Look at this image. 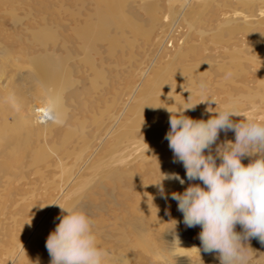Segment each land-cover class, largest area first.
<instances>
[{
	"label": "bare ground",
	"instance_id": "obj_1",
	"mask_svg": "<svg viewBox=\"0 0 264 264\" xmlns=\"http://www.w3.org/2000/svg\"><path fill=\"white\" fill-rule=\"evenodd\" d=\"M73 1L75 6L68 3H62L57 12L49 14V18L47 17V22L45 25H38L37 28H29V26L24 25V29H26V31H28L31 35L29 41L34 45L36 44V46L38 45V48L36 49L37 51L34 49L35 51L29 55L30 61L32 63V68L30 71H28L27 78L30 77L35 80L36 84L40 85L41 89L38 88L36 90L35 99H33V102H31L26 97L20 99V103L26 106L28 108L27 110L32 112L36 117L34 127L29 131L28 136H26L28 138L24 139V143L21 146L22 149L27 150L25 146H28L29 142L31 144V136H37L36 138L39 140V142L37 140V146L39 148H36L34 146L29 150V152L31 153L30 161L32 160L35 163L32 165L37 167L36 170L39 174L38 176L40 177V180L35 179L38 182L34 185V187H36L38 183H40L39 181H41L42 183H44L43 189L45 188V195L49 185H55L54 190L56 193H53L54 195L40 197L39 201L36 203L38 204L37 206L34 205L35 202L34 204H31V206H29V214H27L28 216L25 214L27 216L26 223L20 227L17 233L20 236H12L14 237L12 238V245L10 247L4 248L6 261H1V264H20L25 260H28V262H30L29 256L31 254V245L33 241L38 239V237L40 238V236L44 232H47L49 235L60 222L56 219L58 215H61L60 207L55 205L57 203L63 204L66 207H76L84 211L92 222V230L94 234L96 236H102L105 239L110 238L114 242V247L115 245H117V247H120H113L112 249H108L107 244L102 248L106 253H109L111 255H109L110 264H114L115 259H117L116 256H119L120 254L121 255L119 256V258L122 263L127 261L129 254L125 256V254H127L128 252L127 250H124L123 247L131 246V244L134 242L132 241L133 238L137 239L139 241L138 244L140 245V247L143 246L144 248L149 244L148 240H150V236L152 235L157 234L158 236H160L159 239L161 238V236L163 237L162 239H164V233H158L156 231H160L161 227L163 229L164 224L160 221H164L168 217V213L165 212L167 209L160 212L161 217H158L159 215H156L157 217L149 218L146 214V210L150 208H154V210L157 206L166 208L165 206L167 202V193L161 191V187L163 189L168 188V190L173 192L183 193L190 184L201 183L198 180L189 181L186 174L185 177H183V172H179L181 169V167H178L180 165V162H174L173 152L169 148V143L165 139V136L170 129L169 117L171 113L168 111V109L172 110L173 112H176L177 110L173 107H166L168 105H173V102H176L175 104L177 105H182L179 102H183V98L185 101V98L189 92L199 94L203 93V89L205 88V86L206 88L207 86L208 88H210L209 86H212L213 82L215 81H217V85L223 87L226 86L224 85L225 81H227L228 84L232 85L225 87L227 89L226 91H228L227 95L230 96V101H233V104L235 105L237 110H242L240 111L241 116L245 115L248 118L254 120L257 119L255 118V115L259 111V107L256 106V110H253L250 107L248 108L251 110L249 111L250 113H243L244 109H246L247 107H245V104L239 103L241 99H246V101H248L252 106H254L255 103V99L253 98L254 96L256 97L257 95H259L261 99H264V73L260 75L258 74V80L256 82L254 80V82L257 84H255V86H251L246 81V79L249 77L248 68L242 65L241 62H237L235 60L238 58L237 56L239 55V53H241V59L244 56L246 62L257 66L259 64V61L257 60V58H253V51H255L256 49L255 46L248 45L243 48H234L233 50H227L226 57L229 56V58L231 59L234 58L233 62L235 63H233L232 66L214 64L217 70H219L220 72H224L226 76H219L213 73V64H211L210 62H214V57L208 59L209 65L207 64L206 67L201 65L200 62L199 64H196L190 70V72L192 71L193 75L187 76V68H182L181 65L179 68V66H176L174 64H176L177 61L186 58L190 52H194L195 54L197 41L195 39H192V41H190L192 37L188 34V36L191 38L189 39L187 36L184 39L185 44L188 43L186 49H182L181 46H178L177 48L175 47V54H170L172 56L169 55V59H166L167 61L164 63V65L159 64L158 62L159 54L153 53L154 56L151 58V61L147 65V68L141 69L139 78L136 80L138 81V83H136L135 85H131V92L127 93L125 96L117 97L124 109L122 113L115 114L111 112L108 120L98 121V123L95 125V133L92 134V136L88 135L86 131L83 130V132L81 133L82 137H79V139H77L78 141L81 140V144L79 146L81 148H79L80 151H73L71 149L73 147L67 146L65 153H59V149L63 147V145H67L66 143H69L68 138L70 136V133L75 132V130L73 131V128L68 130V134L66 133V130V137L64 136L65 139L61 137L62 140H64L61 144L49 141V143L43 142L40 139L42 136L52 135L53 133H55L56 129L61 126L65 118H68L69 116L66 113L64 106H62V103L65 101L61 102L62 100L60 99L59 86H61V84H64L65 86L66 83L68 84L71 82L72 78L69 72L71 70L72 63H75L76 65L88 63L93 67L95 65L93 53L96 52L97 55L100 54V48L102 47L101 42L103 41H106L108 43L107 46L111 53L114 52L116 48L119 47L120 39L118 35L122 29H140V26L138 24L139 21L135 16L136 14H143L144 17H146V20L144 21L148 22L149 27H145L146 29L144 30L143 34L147 35L145 37L149 38V35L158 26H160L162 13L161 10L163 11V6H161L162 0ZM221 1H219L218 3L220 4ZM226 1L228 0H225V4L223 3L224 7H226L225 5H227V7L230 6ZM255 1L257 2L258 0ZM165 2L167 3L169 14H173L175 18L180 20L182 18L184 20L186 19L187 22L190 23V25L194 26V24H197V20H199L198 16L201 15L207 7H211L215 0H166ZM238 2H240V5H244L246 10L236 7L231 11H225L223 16L224 19L218 20L217 25L211 24L208 30L199 28L197 29V32L200 35L203 33L210 34V38H212L214 42H218L224 40V36L226 33L231 34L237 30L239 31V29L250 32L254 28H262L264 26V16H261L260 13L255 12L253 0H238ZM257 4L255 3V5ZM217 6L220 8L219 5ZM260 9L261 7L258 10ZM216 16L217 15H215V18L218 19L219 15L218 17ZM177 19H175L176 21L170 23L171 27L169 26L170 28L168 29L172 31H160L161 34L154 42V45L157 44L158 46H160L159 51H164L167 50L168 47H173V29L177 25H179ZM17 20L20 22L22 19L20 20L19 18ZM34 24H36V22ZM61 29L63 30V32H65V34L62 32L60 33ZM114 30L116 31L115 34H113ZM193 30L194 29H192V31ZM204 37L202 38L204 39ZM258 38L264 41L263 36H259ZM70 46H77V50L76 48V51L70 50ZM32 47L35 46L32 45ZM257 51L261 52V55L259 57L262 56V58L264 59V46L257 49ZM161 68L164 71H175L180 74H167V76H163L162 72L160 71ZM200 76H205V79L207 81L206 85L198 82L196 77ZM219 77H221V79H218ZM236 78H240V80H237ZM222 79H224V81ZM220 80H222L223 82H220ZM162 82L163 85L160 86ZM168 82L170 83V86L166 87V84ZM62 89L65 88L62 87ZM235 90H238L239 92H236ZM233 91L238 94V98L233 97V95L235 94ZM54 99L59 100V118L55 121L49 119V116L52 114L50 113L49 108ZM202 99H204V94ZM133 101L138 103V105H131ZM190 104L195 105V103L192 101H190ZM179 107L180 106H178L177 108L179 109ZM154 108L161 109L163 113L161 115V118H159L158 120L149 122L145 116V112H148L149 110ZM199 109L197 106H195L191 111L188 110L190 117L193 119L207 120L212 115H210V113L204 114V112L200 111ZM126 111L138 112V121H134L135 117L128 118L127 120H130L125 121L123 117ZM259 112L262 113L264 111ZM184 114L188 116V113ZM23 118L27 119L26 116H23ZM232 118L237 119L238 121L241 119V117ZM85 122L86 120L83 121L84 126ZM0 135L4 136L1 133ZM1 136L0 156L4 155L8 157V154H12L14 152L13 148L10 149V147L12 146L14 147V149H16L19 141H13L14 143H11V141H8V139L6 140L5 138H1ZM60 136L61 135H59V138ZM5 146L10 147L7 148ZM9 149L13 151H10ZM74 152L78 153L79 157L77 156V161L71 163L70 165L68 159ZM143 156H147L148 161L145 165H141V167L144 166L142 167L143 169L139 166L141 168V171L146 170L147 167H149L154 170L158 169L159 171H161L160 173L163 174L178 173L179 176L185 180V183L181 184L179 180L174 179H168L167 181L163 182L161 179L159 180V178H156L154 179L153 183H159L160 181L161 182L149 188L146 186L149 183V177H147L146 180L145 178L143 179L146 183L144 184V187L136 185L138 183L137 180H139L138 174L141 171H134L133 164L135 163L134 161H139V158ZM50 158L51 160H49ZM250 160V157H246L242 160V162L247 165ZM22 161V163L24 164V160ZM41 162L46 163V168H42L40 166ZM219 162L220 161L217 160V163ZM22 170L23 168L16 167L13 171V174L8 170L7 166L1 165L0 179L2 184L4 186H7L11 182H13L14 177H17V183H19L21 178H18V175H20L19 173ZM21 175H23L20 176L22 177V179L28 178V175L26 176V174L22 173ZM38 176L36 175V177ZM26 183L29 184L30 182L27 181ZM135 186L136 191L132 192L131 190H133L132 188H134ZM36 188L38 190V187ZM33 191V194H30L31 197L34 196L36 189L34 188ZM100 192L109 193V196L113 201L111 199H108L101 200V202H96L94 199H92V196L94 197L95 195H99ZM25 197L26 195L22 196V198ZM35 199L34 201H36ZM155 199H158L159 201H156ZM108 203H110L112 206H109ZM149 204H151V207L149 206ZM186 229H176L175 232L173 231L174 233H176H173L175 235V239L176 237L189 236V234L185 232ZM235 230L237 232L243 231L242 227L238 228L237 226ZM255 241L259 240L257 238H252L250 243L244 241V243L250 245L253 250L250 252V254L253 253L257 255H264V245L263 247H258V245L255 246ZM111 243L112 242H110V244ZM118 249H122L119 255L118 253H116ZM103 264H105V262H103Z\"/></svg>",
	"mask_w": 264,
	"mask_h": 264
},
{
	"label": "rangeland",
	"instance_id": "obj_2",
	"mask_svg": "<svg viewBox=\"0 0 264 264\" xmlns=\"http://www.w3.org/2000/svg\"><path fill=\"white\" fill-rule=\"evenodd\" d=\"M165 1L166 0H162L161 2V6H163V11L161 10L162 12L161 24L149 35V38L145 37L147 35L143 34L144 30L146 29L145 27H149L148 22L144 21L146 20L145 19L146 17H144L143 14H136L135 16L139 21L138 24L140 26V29L137 28L135 29L136 31L133 30L132 28L122 29L118 35L120 39L119 47H117L114 52L111 53V51L108 49L107 46L108 43L106 41H103L101 42L102 47L100 48V54L97 55L96 52L93 53L95 59V65L93 67L88 63H83L81 65H76L75 63H72L71 70L69 72L72 78L71 82L68 84L66 83L65 86L64 84H61V86H59L60 99L62 100L61 102L65 101L62 103V106H64L66 113L69 116L67 115L68 118L67 117L65 118L61 126L58 128L59 130L56 129V132L52 134L53 136L52 135L42 136L43 138L41 137L40 140H42L43 142L49 141V142H57L61 144L64 141L62 140V138L65 139L66 137L65 134L66 130H67L66 133L68 134V130L73 128V131L75 130V132L70 133V136L68 138L69 143H66L67 145H63V147L59 149L60 150L59 153L61 154L65 153L67 146L73 147L71 148L73 151L74 150L76 152L80 151L81 148L79 146L81 144L80 142L81 140L78 141L77 139H79V137H82L81 133L83 132V130H85L88 135L92 136V134L95 133V125L98 123V121L108 120L111 112L115 114H119L123 112L124 110L123 106L120 104L119 99H117V97L125 96L127 93L131 92V87H132L131 85H135L136 83H138V81L136 80L139 78L141 69L147 68V65L151 61V58L154 56L153 53L159 54L158 62L159 64L164 65V63L167 61L166 59H169V55L175 54V50H176L175 47L177 48L178 46H181L182 49H186L188 43L185 44L184 39L188 36V34L191 35L192 37L191 38L188 36L189 39L191 38L190 41H192V39L193 40L195 39L197 41L196 42L198 48V49L196 48L197 53L196 50H195V54L194 52H190L189 53L190 56L188 55L187 56L188 58L186 57L187 59L186 58L181 59L177 61V63L175 62L176 64H174L176 66H179V68L180 65L182 68L184 67L187 68L188 69L186 74L187 76L193 75L192 71L190 72V70L196 64H199L200 62L201 65L206 67L208 64V59L213 57H214L213 58L214 62H210L211 64H213V69H214L213 73L219 76H226L224 72H220L219 70H217L214 64H223L225 66L228 65L232 66L233 63H235L233 62L234 58L231 59L229 58V56L226 57L227 50L228 49L233 50L234 48H243L248 45H253L256 48L255 51H253V55H254L253 58L255 59L257 58V60L259 61V64L257 66H254L246 62L244 56L241 59L242 56L241 53H239V55L237 56L238 58L235 60L237 62H241L242 65L248 68L249 77L246 79L248 84H250L251 86H255V84H257L255 83L258 80L257 75L264 73V59L262 58V56L259 57L261 55V52L257 51V49L264 46V41L258 38L259 36L264 37V26L260 29L254 28L250 32H246L239 29V31L237 30L231 34L226 33L224 36V40L218 42H214L213 39L210 38L211 37L209 36L210 34L203 33L200 35L197 32V29L199 28L208 30L211 24L217 25L218 20L224 19L223 16L225 11H231L233 8L236 7L246 10L244 5L242 4L240 5V2H238V0H228L226 2L229 3L231 8L230 6L227 7V5H225L227 7L226 8L224 7L225 0L222 1L215 0V2L211 7L209 8L207 7L202 12V14L198 16L199 20H197L196 22L197 24H194V26H192L190 25L189 22H187L186 19L184 20L182 18L180 20L175 18L173 14H169L167 3ZM219 1H221L220 4L218 3ZM253 2H254L255 12L260 13L261 16H264V12H263L264 0H258L257 2L253 0ZM62 3H66V4L68 3L75 6L73 0H65V1L64 0H52V1L51 0H0V109H1L0 133L4 135V136L1 135L0 136L1 138H5L6 140L8 139V141H11V143L19 141L18 146H16V149H14V147L12 146L11 147L5 146L7 148L10 147V149L13 148L14 152L12 154L7 153L8 157L4 155L0 156L1 158L0 166L1 165L7 166L8 170L13 174H14L13 171L16 167L23 168L22 171H24L25 169L24 172L21 171L19 173L20 175H18L19 176L18 178H21L19 183H17L18 182L17 177H14L13 182L8 184L7 186H4L0 179V257H1L0 264L1 261H6L4 248L10 247L12 245V238L20 236L17 233L20 227L26 223L27 220L26 217L28 216L27 214H29V210H28L29 206H31V204H34V202H35L34 205L37 206L38 204L36 203L39 201L40 197L54 195L53 193H56L54 190L55 185H49L45 195V190H44L45 188L43 189L44 183H42L41 181H39L40 183H38V185L36 186L38 187V190L36 187H34V185L38 182L37 180L38 179L40 180V177L38 176L39 174L36 170L37 167L32 165L35 163L32 160L30 161L31 153L29 152V150L34 146L36 148H39L37 146L38 145L37 144L38 139L36 138L37 136L36 137L35 135L31 136L32 138L30 139V141H32L31 144L29 142L28 146H25L27 150L22 149L21 145H23L24 139L28 138L26 136H28L29 131L32 130V128L34 127L36 117L32 112L27 110L28 108L26 106L20 103V99L26 97L31 102H33V99H35L36 90L38 88L41 89L40 85H37L35 80H33L30 77L27 78L28 71H30L32 68V63L30 61L29 55L32 54L38 48V45L36 46V44L34 45L29 41L31 35L28 31H26V29H24V25L29 26V28L30 27L37 28L38 25H45L47 22L48 15L57 12L58 8H60V5ZM255 3L256 4L258 3L259 6L258 4L255 5ZM217 5H219L220 8ZM258 7L259 8L261 7L263 13L261 12V9L258 10L259 9ZM221 12L223 13V15ZM214 14L217 15L216 17H218L219 15V18L216 19ZM19 18L20 20L22 19L20 22L17 20ZM175 19L178 20L177 22H179V25H177L174 29L172 28L174 32L173 34L174 41L172 43L173 47L171 48L168 47L167 50L159 51L160 46H158L156 43H155L156 45H154V42L157 40V37L161 34L160 31L162 30H166V32L172 31L168 28L171 27L170 23L176 21ZM201 21L203 27L201 26ZM35 22L36 24H34ZM192 29H194L195 31L194 30L192 31ZM61 32L65 34V32H63L62 29L60 30V33ZM115 32L116 31L114 30L113 34H115ZM202 37H204V39ZM32 45L35 46L36 48L32 47ZM75 48L77 50V46H70V50L76 51ZM160 71L162 72L163 76H167V74L168 75L169 74L176 75V73L180 74L175 71H170V72L168 70L164 71L162 68ZM196 79L198 80V82L202 84L205 85L207 84L205 76L196 77ZM218 79H221V77H219ZM236 79L240 80V78H236ZM222 80L224 81V79ZM222 80H220V82H223ZM216 83L217 81L213 82L212 86L211 85L209 86L210 88H208V86L206 88L205 86V88L203 89V93H200L201 95L199 93L189 92L185 98V101L183 98L182 99L183 102H179V103L187 106V104H189L190 101H192L195 103V105L197 104L196 106L198 107V109L200 108L199 110L204 112V114H207L205 110L206 108L209 107V104H211V107L214 109L218 107L217 110H223L226 106L232 105L233 101H230V96L227 95L228 91H226L227 89L225 88L226 86H232V85L228 84L227 81L224 82V85H226L225 87L219 86ZM162 85L163 82L160 84V86ZM168 86H170L169 82L166 84V87ZM62 87L65 89H62ZM235 91L239 92L238 90ZM236 92H234L235 94L233 95V97L238 98L239 96ZM203 94H204V99H202ZM190 96H191L190 101H187L188 100L187 98H189ZM253 98L255 99V103H254L255 107L249 104V102L246 101V99H241L239 101L240 104L241 103L245 104L246 105L245 107H247L246 109H244L243 113L251 111L250 109H248L250 107L253 110H256V106L259 107V111H264V99L263 98L261 99L259 95H257L256 97L254 96ZM208 100H215L217 104L215 102H211ZM175 103L173 102V105H168L166 108L173 107L176 108V110H178L177 107L181 105L180 104L177 105ZM131 105L137 106L138 103L133 101ZM191 110L192 109H190L189 111ZM189 111L185 113L186 114L188 113L187 115L190 117ZM259 111L255 115L256 117L254 116L257 119L254 120L264 121V112L261 113ZM127 113L129 114V116ZM137 113L138 112L136 111H129V112L126 111L125 112L126 116L124 115L123 118L125 119V121H129L130 119L127 120L128 118L135 117L134 121H138ZM145 113L147 120L150 122L161 118L163 111H161V109L154 108ZM211 114L212 113H210V115ZM23 116H26L27 119H24ZM96 116L99 117L97 118ZM244 116L245 115H243L242 117ZM95 118H97L98 120ZM232 119L234 121L237 120L234 118ZM84 120H86L85 126L83 125ZM58 132L59 135H61L60 138ZM234 139H235L234 132L229 131L225 133L224 131H221L217 144L225 140L234 141ZM215 147L216 145L212 146L213 154H215ZM72 154L68 159L70 165L71 163L77 161L79 157L78 153L74 152ZM22 160H24L26 164L25 163L23 164ZM49 160H51V158ZM147 161H148L147 156H143L139 158V161L138 160L134 161L135 162L134 164L136 165L135 166L133 164L134 171L135 170L141 171V168L144 167V166L141 167V165L142 164L145 165ZM45 164H46L45 162H41L40 166L42 168L44 167L46 168ZM178 167L179 168L181 167L179 172H183L182 176L185 177L186 170L183 167L182 163H180ZM160 172L161 171H159L158 169L154 170L152 168L147 167L146 170H143L138 174L139 180H137L138 183L136 185L140 187H144V184L146 183L143 179L145 178L146 180L147 177H149V183L146 186L149 188L155 186L156 182L153 183V181L156 178L157 179L159 178V180L161 179L163 182L167 181L168 179L163 180L164 178L163 173ZM22 173L26 174V176L28 175L27 176L28 178L22 179V177H20L23 176L21 175ZM36 175L38 177H36ZM27 181L30 183L29 184L26 183ZM34 188L36 189L34 194L35 197L34 196L31 197V195L34 192L33 191ZM132 189L133 190L131 191L135 192L136 186ZM163 192L167 193L166 194L167 202L165 206L166 208L159 206H157L155 210L154 208H150L146 210V214L148 215L149 218L157 217L156 215H159L158 217H161L160 212L165 211L167 209L165 212L168 213V217L166 218V220L160 221L161 223L164 224L163 229L161 227L160 231H156L158 233L159 232L164 233L163 234V236H165L164 239H162L163 238L162 236L159 239L160 236H158L157 234L152 235L150 237L153 238L152 239L150 238V240H148L149 244L146 245V247L144 248L143 246L140 247V245L138 244L139 241L133 238L132 241H134L135 244L133 242L129 247L128 246L123 247V249L127 250L128 252L127 254H125V256L129 254L127 261L122 263V261L119 258L122 249L121 250L118 249L116 253L120 255L116 256L117 259H115L114 264H220L219 260L216 258L215 253L210 254L203 251L201 240L199 239V233L202 230L201 227L195 226L190 228L185 225L183 220V213L178 210V202L172 199L171 194L173 193V191H170L167 188V189H163ZM103 193L104 192H100L99 195H95L94 197L92 196V199H94L96 202H101V200L111 199L109 193H104L105 195ZM23 195H26L27 198L26 197L22 198ZM34 199L36 201H34ZM155 200L159 201L158 199ZM108 205L112 206L110 203H108ZM237 227L240 228L241 226L237 225ZM176 229H186L185 232L189 234V236H187L188 238L182 236V237H176L175 239L174 234L176 233L174 232ZM13 235L16 236L12 237ZM48 236H49L48 233L44 232L40 236V238L38 237V239L34 240L31 245V254L29 256L30 262H28V260H25L20 264H48V263L50 264V256L45 247V243L47 240L46 238H48ZM251 240L252 239L247 240V243L248 242L250 243ZM96 242L100 248H103L104 245L107 244H108L107 245L108 249L109 248L112 249L114 247V242L110 238L105 239L102 236H96ZM110 242H112L113 244L112 243L110 244ZM256 245H258V247H263L264 244H261L259 241H255V246ZM118 247L117 245H115L114 248H118ZM109 255L110 254L107 253L104 259L105 264H110L109 262L111 255L110 256ZM250 256H251L250 264H264V255H257L251 253Z\"/></svg>",
	"mask_w": 264,
	"mask_h": 264
},
{
	"label": "clouds",
	"instance_id": "obj_3",
	"mask_svg": "<svg viewBox=\"0 0 264 264\" xmlns=\"http://www.w3.org/2000/svg\"><path fill=\"white\" fill-rule=\"evenodd\" d=\"M196 105H181L176 112L168 109L165 139L174 162L182 163L189 181L201 182L190 184L183 193L173 192L172 199L187 227H201L204 252L215 253L220 264H250L253 250L244 241L257 238L264 244V121L242 117L235 105L218 111L209 104L205 111L212 115L207 120L184 114ZM58 107L59 100L54 99L49 119L59 118ZM221 131L234 132V141L217 144ZM246 157L251 158L247 165L242 162ZM163 176L185 183L178 173ZM55 205L61 215L46 240L50 264H103L107 253L97 245L90 218L76 207ZM237 225L242 232L235 230Z\"/></svg>",
	"mask_w": 264,
	"mask_h": 264
}]
</instances>
